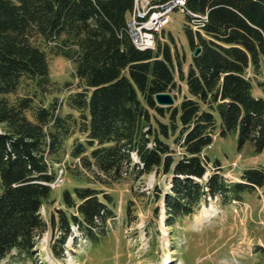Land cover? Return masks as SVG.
<instances>
[{
    "label": "trees",
    "instance_id": "16d2710c",
    "mask_svg": "<svg viewBox=\"0 0 264 264\" xmlns=\"http://www.w3.org/2000/svg\"><path fill=\"white\" fill-rule=\"evenodd\" d=\"M184 1L187 70L166 41L135 46L127 23L135 0H0V260L33 258L48 229L41 209L55 188V165L65 166L67 155L80 174L108 186L126 175H170L163 197L170 227L211 199L264 187L263 167L230 183L218 160L207 174L203 154L217 128L220 136L235 133L239 150L264 149V96L253 92L264 0ZM52 55L75 64V88L52 80ZM177 77L185 83L180 102L158 105L159 92L175 91L177 100ZM62 202L58 221L51 216L58 256L72 225L95 241L115 215L111 193L90 183L65 188Z\"/></svg>",
    "mask_w": 264,
    "mask_h": 264
},
{
    "label": "rangeland",
    "instance_id": "374dc122",
    "mask_svg": "<svg viewBox=\"0 0 264 264\" xmlns=\"http://www.w3.org/2000/svg\"><path fill=\"white\" fill-rule=\"evenodd\" d=\"M171 16L173 21L165 26L156 41L169 43L187 70L192 55L184 31L187 18L177 10ZM49 60L52 80L60 85L72 82L75 88V64L63 55H52ZM177 81L181 82L179 77ZM181 87L176 103L185 91L184 82ZM253 92L264 96V57L254 77ZM70 143L71 140L68 147ZM203 154L210 159L207 174L217 169L215 161L218 160L219 171L230 183L240 181L244 169L264 168V149L256 154L248 143L239 150L237 135L220 136L218 128ZM66 159L65 166L55 165L58 176L63 170V182L52 189L50 198L42 206L41 214L48 229L39 238L33 258L8 256L0 264H264V187L243 193L241 199H211L198 212L170 227L165 223L163 206L164 194L171 186L170 175L155 171L140 177L126 175L108 186L93 180L89 171L80 174L75 168L76 160L70 155ZM84 183L111 193L114 204L109 205L115 215L107 221L104 235L95 241L72 225L74 232L65 242L63 254L58 256L55 254L59 249L58 228L52 230L51 216L58 221V208L66 209L62 202L63 190ZM157 189L162 190L160 199Z\"/></svg>",
    "mask_w": 264,
    "mask_h": 264
},
{
    "label": "built area",
    "instance_id": "2783aa9c",
    "mask_svg": "<svg viewBox=\"0 0 264 264\" xmlns=\"http://www.w3.org/2000/svg\"><path fill=\"white\" fill-rule=\"evenodd\" d=\"M175 10L182 13L189 11L185 7L184 0H170L164 3H155L153 0H135L134 9L127 20L128 30L135 46L139 49H154L157 35L173 21L171 13ZM193 27L197 28L196 25ZM62 172L51 186L55 187L63 182Z\"/></svg>",
    "mask_w": 264,
    "mask_h": 264
},
{
    "label": "water",
    "instance_id": "95a60500",
    "mask_svg": "<svg viewBox=\"0 0 264 264\" xmlns=\"http://www.w3.org/2000/svg\"><path fill=\"white\" fill-rule=\"evenodd\" d=\"M200 52V48L198 47L194 54L197 55ZM155 101L158 105L163 107H169L176 104V98L173 92H159L155 94Z\"/></svg>",
    "mask_w": 264,
    "mask_h": 264
},
{
    "label": "bare ground",
    "instance_id": "6f19581e",
    "mask_svg": "<svg viewBox=\"0 0 264 264\" xmlns=\"http://www.w3.org/2000/svg\"><path fill=\"white\" fill-rule=\"evenodd\" d=\"M168 261V260H167Z\"/></svg>",
    "mask_w": 264,
    "mask_h": 264
}]
</instances>
